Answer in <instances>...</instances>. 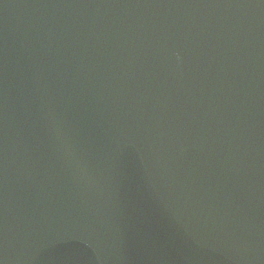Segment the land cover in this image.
Segmentation results:
<instances>
[{"label": "water", "instance_id": "water-1", "mask_svg": "<svg viewBox=\"0 0 264 264\" xmlns=\"http://www.w3.org/2000/svg\"><path fill=\"white\" fill-rule=\"evenodd\" d=\"M0 264H264V0H0Z\"/></svg>", "mask_w": 264, "mask_h": 264}]
</instances>
